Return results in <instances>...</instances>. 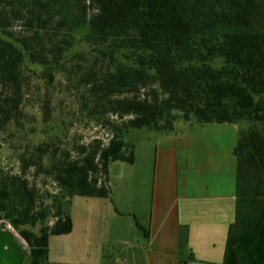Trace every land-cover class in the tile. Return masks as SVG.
I'll use <instances>...</instances> for the list:
<instances>
[{
    "label": "trees",
    "instance_id": "trees-1",
    "mask_svg": "<svg viewBox=\"0 0 264 264\" xmlns=\"http://www.w3.org/2000/svg\"><path fill=\"white\" fill-rule=\"evenodd\" d=\"M56 80L73 97L64 116ZM32 89L39 136L24 110ZM179 121L236 129L222 264H264V0H0V139L18 163L0 168V220L28 244L24 264H47L49 237L71 231L70 197L107 195L108 162L133 160L131 131ZM77 122L106 141L68 139ZM30 169L57 194L41 193Z\"/></svg>",
    "mask_w": 264,
    "mask_h": 264
},
{
    "label": "rangeland",
    "instance_id": "rangeland-1",
    "mask_svg": "<svg viewBox=\"0 0 264 264\" xmlns=\"http://www.w3.org/2000/svg\"><path fill=\"white\" fill-rule=\"evenodd\" d=\"M54 84L57 91L53 94V99L57 110L64 116L65 106L73 97L68 90L58 92L60 91L58 89H61L59 86L63 83L59 84L56 80ZM40 91L34 92L32 89L27 99L28 103L24 107L27 113L32 114L35 123V132L30 134L38 136L42 127L38 106ZM208 129H213L211 130L213 133H209ZM233 129L234 126L227 124L199 125L193 121H179L174 132L147 129L131 131V137L134 139L133 160L108 162L105 181L107 195H74L66 202L65 211L72 221V232L69 237L86 238L88 244H85V247L91 250L90 255L84 254L85 257L81 261L79 257H66L61 254L60 246L56 242L61 236L51 235L53 262L50 264H139L138 257L142 256L145 246L155 178L160 171L161 163L168 156L166 149H171L174 156L178 152L176 140L181 134H186L188 139L186 141L213 139L225 141L226 134ZM107 134V130L100 126L77 122L69 126L66 137L70 140L75 137L86 142L98 136L106 141ZM12 154L6 143L0 139V168L16 173L18 163L12 158ZM27 175L30 181L40 188L41 193L47 190L51 194H57V187L50 179L41 175L32 177L31 169ZM52 200L53 196L47 195L44 203L50 204ZM53 220L52 217L48 219L49 223ZM32 228L37 230L38 225ZM179 231L178 255L183 256L185 249L184 245L179 247ZM132 254L136 255L135 260Z\"/></svg>",
    "mask_w": 264,
    "mask_h": 264
},
{
    "label": "crops",
    "instance_id": "crops-1",
    "mask_svg": "<svg viewBox=\"0 0 264 264\" xmlns=\"http://www.w3.org/2000/svg\"><path fill=\"white\" fill-rule=\"evenodd\" d=\"M208 130L213 133V129ZM186 139V134H181L176 140L177 155L166 149L168 156L156 174L139 264H178L180 259L186 260V264H222L227 229L234 218L232 148L237 139L236 129L226 134L225 141ZM182 226L186 227L185 254L179 256L178 230ZM71 232L72 229L57 235L61 239L56 242L61 254L79 257L81 261L91 250L85 247L86 238L69 237ZM28 256L26 241L8 222L0 220V264H24ZM132 256L135 260L136 255ZM51 262L50 238L47 264Z\"/></svg>",
    "mask_w": 264,
    "mask_h": 264
}]
</instances>
